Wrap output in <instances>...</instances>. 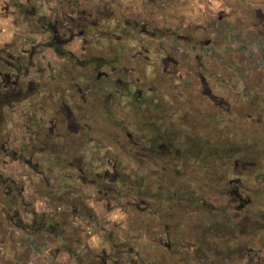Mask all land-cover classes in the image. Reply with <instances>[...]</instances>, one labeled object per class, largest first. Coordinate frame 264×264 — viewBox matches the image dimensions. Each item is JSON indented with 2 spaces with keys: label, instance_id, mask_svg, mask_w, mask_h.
I'll return each instance as SVG.
<instances>
[{
  "label": "flooded vegetation",
  "instance_id": "flooded-vegetation-1",
  "mask_svg": "<svg viewBox=\"0 0 264 264\" xmlns=\"http://www.w3.org/2000/svg\"><path fill=\"white\" fill-rule=\"evenodd\" d=\"M3 1L1 166L8 159L25 167L32 174L25 183L31 184L36 199L54 203L55 211L59 203L67 207L61 217L71 216L82 230L92 220L86 187L111 198L125 221H134L135 206L146 227L135 234L159 242L158 247L154 241L140 245L146 264H192V253L202 264H264V109L253 107V114L233 119L230 102L223 99L209 111L205 108L213 100L187 101L183 111L173 102L175 95L159 94L166 86L183 97L174 76L179 62L169 54L159 55L143 33L137 38L129 34L128 29L141 24L130 22L122 9L116 14L119 20L106 22L94 14L99 0H58L63 5L57 11L59 23L53 12L59 8L52 0ZM38 26L40 34L32 36ZM147 26L143 22L144 34ZM95 41L112 51L91 54L89 45ZM54 59L66 66L54 68ZM137 59L148 66L138 65ZM156 75L161 83L153 80ZM242 93L245 97L246 88L233 91L235 96ZM237 123L238 130L229 133L230 124ZM231 141L237 143L236 150ZM20 172L8 176L0 167V196L14 206V218L27 206ZM42 175L53 182L48 198L38 189L37 177ZM144 188L155 196L136 198ZM104 202L98 201L103 208ZM182 204L186 209L179 207ZM4 209L1 206V214L12 221ZM37 222L34 214L31 228ZM40 224L61 238L55 232L58 223H48L43 215ZM13 225L24 228L21 220ZM127 232H119L120 239ZM125 244L113 246L118 250ZM62 247L69 250L66 244ZM133 249L128 247V252Z\"/></svg>",
  "mask_w": 264,
  "mask_h": 264
},
{
  "label": "rangeland",
  "instance_id": "rangeland-1",
  "mask_svg": "<svg viewBox=\"0 0 264 264\" xmlns=\"http://www.w3.org/2000/svg\"><path fill=\"white\" fill-rule=\"evenodd\" d=\"M1 2L4 3L3 0H0ZM52 4L58 5L59 9L55 8L53 12L60 23L62 17H58L57 11H61L63 5L58 0H52ZM39 5L42 6V3ZM121 9L129 14L130 22L141 26L143 22H148L146 34L141 26L128 29V32L131 31L129 34L137 38L142 37L140 34L143 33L151 39L149 42L155 46V51L159 55L169 54L179 62L178 71L174 76L178 80V87L183 91V97L179 99L177 93L174 90L171 92L166 86L162 87V90L159 89V94L175 95L173 102L181 106L183 111L187 110L185 106L187 101L199 100L205 103L207 100H213V103L207 106L205 104V110L209 111L212 104H218L223 99L229 100L231 106L229 116L233 119L240 118L248 112L253 114V107L264 109V0H99L94 14L103 16L106 22H111L114 19L119 20V15L116 17V14ZM2 15L0 12V17ZM70 19L82 21L75 17ZM62 30L63 28L60 32ZM121 31L118 30V36ZM32 32V36L36 32L40 34V27H33ZM118 36L117 39H120ZM178 36L179 40H176ZM89 46L91 54L104 55L112 51L103 41L100 43L95 41ZM149 54L152 55L151 51ZM195 54L200 60L194 59ZM135 62H139L140 66H148L144 60L137 59ZM52 66L62 68L66 63L54 59ZM67 66L70 67L69 64ZM153 66L155 68V65ZM157 70H160L159 66ZM161 79V76L156 75L153 80L161 83ZM244 88L247 90L245 97L241 96L243 93L238 96L233 94V91L242 92ZM243 106L245 110L242 109ZM170 111L174 113L175 106ZM262 117L264 118V115ZM238 123L230 124L229 133L238 130L240 126ZM260 124V129L264 132L263 119ZM246 126L249 127L247 128L249 133L253 134V128H250V125ZM232 145L236 150L237 143L231 141L230 146ZM263 145L261 142L260 148H263ZM5 162L6 166L0 164V167L8 176L15 175V170H21L17 176L24 188L27 206L20 210L18 218H14L12 215L14 206L0 196V208L3 206L4 214L13 218L11 221L0 212V264H146L140 245L154 241L153 244L159 246L158 238L135 234L138 229H146L137 218L139 211L135 206L137 215L135 214L134 221H125L120 215V210L113 206L111 198H104L105 196L98 194L93 187H86L87 203L90 206L88 215L92 216V220H87L83 224L85 230H82L78 227L79 221H73L71 216L61 217V212L67 210V207L63 208L59 203V209L55 211L54 207H51L54 203L36 199L31 184L25 183L32 175L26 172L25 167L8 159ZM169 175L173 176L175 173L170 171ZM37 179L40 192L46 194L50 191L48 186L53 182L48 175L38 176ZM45 179L48 181L46 184ZM188 185L192 190H198L192 182ZM176 188L179 190L178 185ZM146 190L147 188L138 191L136 198L141 194L143 197L155 196ZM45 196L48 198L47 194ZM262 197L264 198V193ZM101 199H105L104 208L98 203ZM180 206L186 209L185 204ZM54 212L58 214L53 216ZM34 214L38 222L36 228H31ZM43 215L46 216L48 223H58L55 232L61 238L57 240L52 232L44 228L42 230L40 218ZM18 220L22 221L24 228L13 225ZM131 228L133 231L127 232ZM102 229L105 232H102ZM119 232L132 235L122 236L121 240ZM191 236L193 240H198L197 237H193L194 235ZM121 241L127 244L116 250L113 245ZM62 244L68 245L69 250L62 247ZM128 247H133L134 251L128 252ZM136 248H140L137 253ZM121 250L123 252L119 255L118 251ZM188 260L192 264L196 262L202 264L198 262L200 258L196 253H192Z\"/></svg>",
  "mask_w": 264,
  "mask_h": 264
}]
</instances>
